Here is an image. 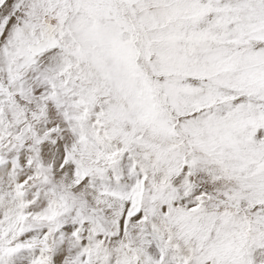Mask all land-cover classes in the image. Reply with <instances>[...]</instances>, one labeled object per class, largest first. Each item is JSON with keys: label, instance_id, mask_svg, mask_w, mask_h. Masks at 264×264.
<instances>
[{"label": "snow or ice", "instance_id": "snow-or-ice-1", "mask_svg": "<svg viewBox=\"0 0 264 264\" xmlns=\"http://www.w3.org/2000/svg\"><path fill=\"white\" fill-rule=\"evenodd\" d=\"M0 264H264V0H0Z\"/></svg>", "mask_w": 264, "mask_h": 264}]
</instances>
